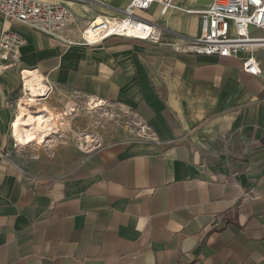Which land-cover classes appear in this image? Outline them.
<instances>
[{
	"label": "crops",
	"instance_id": "0c3cea01",
	"mask_svg": "<svg viewBox=\"0 0 264 264\" xmlns=\"http://www.w3.org/2000/svg\"><path fill=\"white\" fill-rule=\"evenodd\" d=\"M55 1L72 13L56 36L0 16V30L24 40L21 68L124 110L157 142L106 148L87 172L24 177L8 159L22 82L0 73V264H264V84L239 60L172 48L177 33L198 36L196 12L211 0L138 12L163 30L160 45L81 40L131 0ZM249 190L256 198L230 214Z\"/></svg>",
	"mask_w": 264,
	"mask_h": 264
},
{
	"label": "built area",
	"instance_id": "2783aa9c",
	"mask_svg": "<svg viewBox=\"0 0 264 264\" xmlns=\"http://www.w3.org/2000/svg\"><path fill=\"white\" fill-rule=\"evenodd\" d=\"M154 4L160 5V15H164L174 7V0H131L118 19L123 26L135 27L134 32L126 26L110 33L93 31L97 33V38L90 41L87 36L93 29V23H88L81 32V40L86 45H92L110 37H119L160 45L163 30L137 16L138 12H147ZM196 14L200 19L198 36L185 46L176 44L172 48L196 55L239 60L243 72L261 79L264 84V70L257 57L259 52L264 51V0H211ZM0 16L4 22L21 24L49 36H56L72 21L69 8L45 0H0ZM23 44V38L17 33L6 28L0 30V73L18 71L21 82L25 72L20 60ZM133 137L140 141L157 142L150 128L141 124ZM254 194V190L244 192L233 204L230 214L244 201L254 200Z\"/></svg>",
	"mask_w": 264,
	"mask_h": 264
},
{
	"label": "rangeland",
	"instance_id": "374dc122",
	"mask_svg": "<svg viewBox=\"0 0 264 264\" xmlns=\"http://www.w3.org/2000/svg\"><path fill=\"white\" fill-rule=\"evenodd\" d=\"M186 34L174 36L178 46H185L183 41L192 40ZM48 87V96L35 103L34 108L43 107L51 112L58 127L57 133L43 145L27 149L15 145L16 148L8 153V159L24 177L55 178L93 170L101 162L102 150L134 139L139 124L124 110L107 103L89 110L88 96L74 90ZM23 97L21 92L10 106V110L15 111L13 131L19 121L16 104ZM69 105L74 112L68 111Z\"/></svg>",
	"mask_w": 264,
	"mask_h": 264
},
{
	"label": "bare ground",
	"instance_id": "6f19581e",
	"mask_svg": "<svg viewBox=\"0 0 264 264\" xmlns=\"http://www.w3.org/2000/svg\"><path fill=\"white\" fill-rule=\"evenodd\" d=\"M48 2H53L55 0H45ZM69 1V0H65ZM57 2V1H55ZM53 2V3H55ZM59 4V3H57ZM93 23L92 30H89V35L87 39L94 41L97 38V33L103 31L104 33H110L111 30L121 29L122 27H129L133 32L135 27L129 25H122L117 20H110L98 18L89 24ZM185 44H188L185 43ZM23 85L22 94L24 97L16 104V110L18 111L19 121L14 128V137L16 144L19 148L27 149L35 145H43L47 140L57 133V124L51 115L43 107L38 109L34 108L35 103L40 102V100H45L48 96L50 89L44 83V79L34 72H24L23 74ZM89 110L98 109L103 107L105 103L101 101L89 98ZM34 110V111H33ZM68 111L74 112L75 110L71 105L68 106Z\"/></svg>",
	"mask_w": 264,
	"mask_h": 264
}]
</instances>
